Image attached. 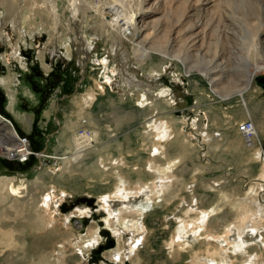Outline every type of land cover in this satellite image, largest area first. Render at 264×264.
I'll return each instance as SVG.
<instances>
[{
	"label": "rangeland",
	"instance_id": "1",
	"mask_svg": "<svg viewBox=\"0 0 264 264\" xmlns=\"http://www.w3.org/2000/svg\"><path fill=\"white\" fill-rule=\"evenodd\" d=\"M6 1H15L17 10L24 5L23 0ZM230 2L218 0L221 6L218 8L227 14L234 13V19H224L220 12L210 10L209 28L202 41L195 42L190 49L193 54L199 52L196 56L209 61L210 66L226 71L242 52L244 37L249 36L240 20L242 10L236 8L235 0L233 5ZM15 6L12 8L16 9ZM0 9V114L13 122L21 140L39 154L20 163L6 156L0 147V178L23 182V197L29 199L20 212L10 208V201L0 200V229H19L17 239L28 244L25 257H9L3 260L4 264H26L32 259L33 264H56L58 256L66 260L59 264H209L211 259L244 264L246 261L238 256V260H231L236 256L231 249L233 237L237 231L246 227L247 232L253 225L258 229L259 243L253 241L255 246L250 248L254 249L253 254L260 250V258L264 260V242L259 237L264 236V211L257 209L264 208V71L257 74L251 89L222 100L199 69L188 75L180 65L175 76L176 68L171 63L158 72L156 67L162 60L153 57L145 71L137 74L144 82L139 79L132 83L135 87L142 84L141 89L138 87L140 91L128 89L123 82L118 84L117 78L113 88L107 85L97 93L96 105L82 118L72 109V100L85 94L96 78L104 84L109 74L93 62L68 59L62 52L49 51L45 55L52 70L47 72L41 56L48 38L41 31L43 14L30 17L33 37L27 35L16 44L15 25L2 20L7 10L5 6ZM26 12L22 10L20 17ZM158 23L154 26L160 33L166 23L163 20ZM15 46H20L19 53ZM96 53L100 59L104 57L102 47ZM18 55L26 67L17 61ZM11 73L19 75L12 93L1 81ZM225 79L228 82L226 76L219 82ZM19 81L23 85L19 86ZM141 90L143 96L149 97L146 108H140L136 102ZM13 96L20 99L14 108L18 113L11 111ZM154 99L167 101L168 107L152 102ZM168 119L177 126L171 128L176 141L168 142L165 148L160 146L164 154L156 158L149 133L153 122ZM246 120L252 121L256 130L250 144H245L238 132L239 124ZM179 131L183 132V143L191 147L187 152H182ZM107 146H113L110 151L114 161L105 158L108 166L103 168L96 162L105 155ZM44 154L49 157L41 159ZM83 154V166L73 165L70 169L59 161L60 157L71 161ZM147 163L155 169L178 165L174 175L168 176L170 180L162 182L151 175L148 166L144 167ZM120 170L129 176L132 188L137 185L139 189L127 200L115 195L118 192L115 172ZM47 195L52 196V201H48L46 230L26 231L33 219L30 201ZM107 196L111 198L107 200L109 203H105ZM119 210L125 211L124 218L118 216ZM203 214H208V221L200 228ZM184 223L188 224V232L178 241ZM3 250L10 253L9 249H0Z\"/></svg>",
	"mask_w": 264,
	"mask_h": 264
},
{
	"label": "bare ground",
	"instance_id": "2",
	"mask_svg": "<svg viewBox=\"0 0 264 264\" xmlns=\"http://www.w3.org/2000/svg\"><path fill=\"white\" fill-rule=\"evenodd\" d=\"M5 1L6 0H4V2ZM23 1L24 5L22 4L23 6L22 8H20L21 10H17L15 6V4L17 3L14 4L15 1H9L8 3L6 1L5 3H3L2 0H0V6H5V9L7 10L6 14L4 15L5 17H2V20L14 23V30L17 31L18 36V41H16L17 44L22 39H25L27 35H30L31 38L33 37L30 17H35V15L38 16L41 13L43 14V28L41 31L45 32L48 38L45 50L42 52L41 56L44 60L43 63L45 64V70L47 72H50L52 70V66L47 64L45 55V53L49 51L53 54L56 52H62L68 59L76 57L79 61L82 62H93L96 64V66L99 67V69H103L105 72H107V74H109L103 80L104 84H101L96 78L91 88L85 94L79 95L77 98L72 100V109H75V113H77V115L80 114V117H82L84 113L91 112V109L96 105V100L98 99L97 93L105 90L107 88V85L108 87L113 88V84H116L114 80H116L117 78L118 84H121L123 82V84L128 89L133 87V90L137 89V91H140L139 88L141 89L142 84L138 83L137 87H135L132 86V83H135L136 80L139 81V79L144 82L142 77L140 78L139 76H137V74H139L138 72H144L147 64L157 57L158 59L162 60V62L156 67L158 72L163 68L164 65H168L171 63H174L175 68L180 67V65L184 66L188 75L192 73L193 70L199 69L201 71V74L209 80L210 85L212 86V90L215 92V94L221 96L222 100H226L233 95H242L244 92L251 89L254 85L257 74L264 71V66L261 65L264 63V0H235L234 4H236V8L242 10L240 14L242 19H240L238 16L237 17L242 20V23L244 24V30L249 36H247L246 38L244 37L246 44H242V52L237 55V60L227 71L223 70L222 68L221 71L219 66H210L209 61L200 59L196 56V54L198 55L199 52L193 54L192 50H190L192 46H194L195 42L202 41V36L204 35L205 30L207 31V28H209V20L207 19V17L210 10L214 12L213 10L215 9V12H220L219 15L222 14L221 16L224 17V19L234 17V13L229 12V14H227L222 11V9H219L221 8V6L218 5V0ZM230 3H232V0ZM19 4V6H21V3ZM42 4L44 5L43 7H41ZM12 5H14L16 9H13L14 7L12 8ZM246 5L247 7L249 6L251 8V11H249ZM31 7L33 9H31ZM22 10L23 13L27 11L24 17H20V15H22ZM29 11L31 12V15ZM237 15L239 14L237 13ZM157 16L160 19H157ZM22 20L23 22L21 23ZM160 20L165 21L166 26L161 32L159 31L160 33H158V30L160 29L157 30V26L155 27L154 25L158 22L160 23ZM18 24H21L22 27H20ZM150 24H152L153 26L151 25V27H149ZM98 47H102L104 50V57L101 59L96 53ZM14 49L16 50V52H20V46H15ZM16 58L17 61L25 65L19 55ZM177 68L174 72L175 76L178 73ZM18 76L19 75H17V73H11L10 77L3 78L1 80L5 88L11 93L14 91L15 82L19 80ZM225 76L229 79L228 82L226 79V81L223 83L219 82ZM224 83L225 85L223 86ZM20 85H23L22 81H19V86ZM130 92L132 93L133 91ZM136 96L138 97V100H136V102H139L140 108H146L147 105H149V97L147 98L146 96H143L142 90L141 92L137 93ZM13 97L14 98H12L11 100L10 107L11 111L15 113L16 111L14 110V108L17 106L20 99H15V96ZM152 102L162 104L166 108L168 107L166 105L167 101L163 102L161 99H154V101ZM50 112L48 113L50 114ZM68 117L70 118V121H72V115H69ZM217 117L216 119L220 120V117ZM0 118L5 119L8 123V125H4L0 120V147H3L2 149L5 151L6 156H11V154L13 153L22 152L24 150L29 155V159L31 156L39 155L38 153L30 149V146L26 141H23V143H21V141L17 139V137L20 138V135L12 121L8 120L2 114H0ZM51 121L52 120L50 119L49 123H51ZM171 123L172 122L169 119L165 120L164 122L155 121L153 122V126L151 128L152 131H150L151 133L148 132L150 134V137H152L151 145L153 147V150L155 151L153 156L156 158L164 154V148L168 146V142H171L173 139H175L176 141V138L172 137L173 131L171 128H177V126L176 124ZM181 133L183 132H178V138L183 139L181 140V142L183 143V141L185 142V138ZM216 138L217 137H215V139ZM142 141H144V139ZM219 142L220 144L222 143L221 140ZM122 146L123 145L119 147L121 148ZM160 146H164V148L160 149ZM182 147L184 148L182 152H187L191 148L189 146H186L185 143L182 144ZM112 148L113 146H107L104 148L105 155L96 162V165L103 166V168L108 166L106 161H112L114 159V155L110 151ZM45 157L48 158L49 155L44 154L40 156L41 159H45ZM84 157L85 154H83L82 156H76L71 161H65V158L60 157L59 161H61V164L63 165H68L71 169L73 165L77 166L80 164L81 166H83L85 164L83 160ZM120 157H122L121 153ZM105 158L108 159L106 160ZM153 163L156 164V159ZM177 165V163L169 164L164 169H161L159 166H157L158 170L154 167H151V164L149 163H147V165H144V167L148 166L149 171H151V175L153 173L154 175H156V178H159L162 182H164L170 180L168 176L174 175L175 167ZM115 173H117L118 176L116 177L117 185H115L118 189V192H116L117 194L115 195H119L124 200H127L131 198L130 196L133 192V194L138 193L139 189L137 188V185L134 186V189L137 191H133L134 189L130 185V178L129 176L124 174V170H122V172L121 170L116 171ZM173 178L177 180L176 176ZM138 184L139 186L142 185L141 182H139ZM24 186L25 185L23 184V182H17L16 178L1 177L0 200L2 202H4L5 200L10 201L8 202V204H10V208L20 212L19 210L25 207V200H27L23 197V191L25 190ZM142 186L145 187L146 185ZM42 198L43 199L37 198L36 200L35 198H33L31 200L32 202L30 201V203H32L31 212L33 219L32 226L30 225L25 228L26 231H28L27 229L29 228L37 231H44L47 228V208H49L48 201H52V196L47 195L46 198H44V196ZM108 198H110V196L106 197L105 203H109V201H107ZM123 203L125 202L123 201L121 205ZM257 209H260L261 213L264 211V208H262L261 206H258ZM13 212H11V214H13L12 216H14V214L16 213ZM124 213V210H119L118 214L120 215L118 216L124 218ZM117 218L120 219L119 217ZM206 221H208V214H203L202 219L200 220V228L205 225ZM245 229L246 227L243 228V231H237L235 234L236 236L233 237L235 242L233 243L231 249L233 254H236V256L234 258H231V260L237 259L238 256V259L246 261L244 264H264V260L261 259L259 255L260 250L256 248V253L253 254L254 249L250 248L252 245L255 246V244H252L253 241L259 243V241H257L259 234L257 231L258 229L254 228V225L251 228L248 227L247 232L245 231ZM6 230L0 229V249H9L10 253L5 250L0 251V264H4L3 260L5 259L7 261L9 257L18 259L17 257H19L20 255H23V257H25L24 254L27 255L28 253V244L23 243L22 240L20 241V239H17L19 229L9 228L8 230L7 228ZM186 232H188V224L184 223L179 229L177 237L178 241L179 239L185 238L184 235L186 234ZM247 237L249 238L248 240L246 239ZM259 237L261 242L263 243L264 236H262V238L261 236ZM61 261L66 260H64V257L62 258L58 256V258L54 262L56 264H59ZM33 263L34 260L32 259V261L27 262L26 264ZM209 264H234V262L231 263L226 259H221L220 261L211 259L209 261Z\"/></svg>",
	"mask_w": 264,
	"mask_h": 264
},
{
	"label": "built area",
	"instance_id": "3",
	"mask_svg": "<svg viewBox=\"0 0 264 264\" xmlns=\"http://www.w3.org/2000/svg\"><path fill=\"white\" fill-rule=\"evenodd\" d=\"M238 132L245 144H250L256 136L255 126L253 122L250 120L243 121L241 124H239ZM20 141L21 143H23V140L20 139ZM9 157H12L13 159L19 161L20 163H26L29 159V155L25 150L22 152L13 153Z\"/></svg>",
	"mask_w": 264,
	"mask_h": 264
},
{
	"label": "water",
	"instance_id": "4",
	"mask_svg": "<svg viewBox=\"0 0 264 264\" xmlns=\"http://www.w3.org/2000/svg\"><path fill=\"white\" fill-rule=\"evenodd\" d=\"M0 120H1V123H3L4 125H8V123H7V121L5 119L0 118ZM17 139L20 141V138L19 137H17Z\"/></svg>",
	"mask_w": 264,
	"mask_h": 264
},
{
	"label": "trees",
	"instance_id": "5",
	"mask_svg": "<svg viewBox=\"0 0 264 264\" xmlns=\"http://www.w3.org/2000/svg\"><path fill=\"white\" fill-rule=\"evenodd\" d=\"M31 157H32V156H31ZM31 157H30V158H31ZM29 160H30V159H29Z\"/></svg>",
	"mask_w": 264,
	"mask_h": 264
},
{
	"label": "crops",
	"instance_id": "6",
	"mask_svg": "<svg viewBox=\"0 0 264 264\" xmlns=\"http://www.w3.org/2000/svg\"><path fill=\"white\" fill-rule=\"evenodd\" d=\"M50 121V120H49Z\"/></svg>",
	"mask_w": 264,
	"mask_h": 264
}]
</instances>
